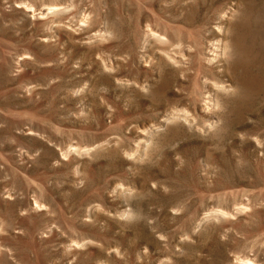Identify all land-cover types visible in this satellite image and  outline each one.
<instances>
[{"label": "rangeland", "instance_id": "1", "mask_svg": "<svg viewBox=\"0 0 264 264\" xmlns=\"http://www.w3.org/2000/svg\"><path fill=\"white\" fill-rule=\"evenodd\" d=\"M0 264H264V0H0Z\"/></svg>", "mask_w": 264, "mask_h": 264}]
</instances>
